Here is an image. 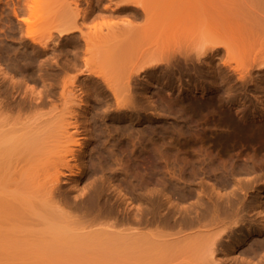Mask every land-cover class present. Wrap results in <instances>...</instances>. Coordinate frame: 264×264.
Returning <instances> with one entry per match:
<instances>
[{"label": "bare ground", "instance_id": "obj_1", "mask_svg": "<svg viewBox=\"0 0 264 264\" xmlns=\"http://www.w3.org/2000/svg\"><path fill=\"white\" fill-rule=\"evenodd\" d=\"M1 2L7 11L5 35L19 34L12 43L32 49L31 53L15 54V60H24L17 71L22 80L8 72L9 65L0 64V240L17 237L20 243L23 240L22 246L26 245L20 252L9 254L13 263L226 264L224 259L231 249L229 259L232 257L230 261L235 264H264V237L257 238L264 230L257 233V225L249 220L254 212L251 216L257 217L260 229H264V177L253 178L250 170L235 172L233 166L213 175L219 169L208 159L197 167H189L179 157L170 161L172 156L168 158L165 153L168 147H157L155 136L165 139L167 129L169 134H175V129L186 134L182 121L177 124L181 117L171 130L162 108L156 126L143 123L153 121L154 116L141 114L136 88L143 74L147 78L164 71L157 77L166 80L175 68L193 70L202 77L204 60L217 59L222 62L219 72L207 63L214 81L221 78L229 87L228 95L237 85L246 88L253 69L264 70V0ZM12 14L17 19L16 30L8 26ZM99 18L106 20L89 26ZM63 41L84 43L86 54L97 56L95 59L104 65L101 62L103 66L95 67L96 60L89 57L83 61L84 69L72 74L76 69L71 63L39 61L53 42ZM231 60L241 61L232 65ZM32 68H52L55 77L52 82L42 75L30 77ZM234 79L237 85L231 86ZM40 80L44 89L39 90ZM198 87L194 84L193 91H199ZM146 95L154 104L148 92ZM159 99L163 100L161 96ZM100 117L110 119L100 122L106 130L96 121ZM105 132L111 136L120 132L129 143L151 140L153 135L155 139L148 144L155 145L151 144L150 151L159 148V155L160 148L165 150L158 157L165 160L168 177L160 173L162 177L152 178L157 173L151 170L149 179L153 187L161 185L155 191L163 186L165 199L159 192L161 200L156 202V192L147 187V200L144 197L136 205L116 180V184L110 178L98 182L95 157L104 155L101 150L108 152L106 140L111 144L106 134L102 141ZM161 141L163 144L165 140ZM147 142L144 147L149 149ZM137 145L138 141L132 147ZM113 149L115 152L116 147ZM235 173L238 178L232 177ZM209 174V181L208 176L201 177ZM229 177L234 185H230ZM143 184L146 187L147 182ZM229 185L238 189L224 193ZM250 190L256 191L252 203L242 198L246 199ZM113 197L121 202L117 208L122 207L123 214Z\"/></svg>", "mask_w": 264, "mask_h": 264}, {"label": "rangeland", "instance_id": "obj_2", "mask_svg": "<svg viewBox=\"0 0 264 264\" xmlns=\"http://www.w3.org/2000/svg\"><path fill=\"white\" fill-rule=\"evenodd\" d=\"M6 13H7V11L4 12V4L0 0V64H3V67L9 65L11 67V70H8V72L12 76H15V79L22 80L23 79L22 76L20 74H18L17 71H19V67L22 66L24 60H15V54L20 53V52L24 53L25 51L31 53L32 49H26V48H23L18 43H12L13 39H17L19 37V34L15 35L14 37L9 36V35H5V31H6L7 27L5 26V17L4 16L6 15ZM12 17H13V19L8 23V26H10L12 29L16 30L17 26H16L15 22L17 21V19L13 14H12ZM105 20H106V18H99V19L93 20V21L89 22V26L90 27H94L96 25L99 26ZM86 49H87V47L84 45V43H83V45H78V43H76V42H74V43H70L67 41H63L60 43L59 42L58 43L53 42L50 45V47L47 48L46 50H44V53L41 54V58L39 61H42V62L48 61L50 63V62H53L54 60H60L63 63H65V62L71 63L72 65H75V69H76L75 71H73V73L71 72L72 74H75V73L78 74L79 72H81V70L84 69L83 68V61L85 59L89 60L88 59L89 57L92 58V60H96L95 67L100 68V66L104 65V63L102 61H100L99 59H95V57H97V56H92L91 53L86 54ZM105 50H106V48H105ZM222 54H224V51ZM117 60H119V59H117ZM120 60H123V59H120ZM205 61L206 60H204V62L202 64V69H201L202 75H203L202 77L201 76L197 77V75H195L193 70L189 71V72L188 71H179V70H177V68L174 69L175 71L173 72V74H171L172 76L170 77V79L168 78L166 80H161V78L157 77V76L160 77L164 73V71L162 74H160V72H158V74H153V76H149L147 78L143 74L141 76V78L138 79V82L136 83V84H138L136 86V88H137V90L139 89L138 92L140 93L138 95V100L140 99L139 100L140 107L142 106L141 107L142 109H140L142 112L141 114H143L144 112H147V113H149V115L152 114L154 116L153 121L144 120L143 123H147L150 125L152 124L153 126L155 125V123L157 124L158 123L157 120H158L159 115L162 112V108L163 109L165 108L163 110V112H164V114L166 113V115L169 117L168 118V121L170 122V123L168 122V127H170L169 129L174 130L175 128L173 129V127L174 126L177 127L176 125L182 121L181 122L182 124L181 123H179V124L183 125V127L185 126V129L187 130L186 134H184L183 132H180L181 130L178 131L177 129H175V131H176L175 134L173 131H172L173 133L171 132L169 134L168 131H170V130L167 129L166 135L164 136L165 139H162L163 136H161V135L155 136L156 139L153 137V135L151 136V138L155 139V144L157 143L156 146L162 145V147L164 149H166L167 147L169 148V149L168 148L166 149L167 152H165V150L163 148H160V149H162V151L161 150L160 151L165 152L167 157H168V155H171L172 157L170 158L171 159L170 161H174L175 158L177 159V157H179L181 160L189 163V165H190L189 167H193L194 165L197 167V166H199L198 163L201 164V161H203L204 159H208V160L212 161V163L214 164V166L216 168L219 169V170H216V172L213 173V175L217 174V171L219 173L221 170H223L225 168H228V169L230 168V170H232V166H233V168H234L233 170H235V172L240 171L238 169L245 170V171L250 170L249 172L253 173L252 174L253 178H254V175L256 177L258 175V177L260 176V178H263L264 177V115H263L264 114V70H262L260 68L253 69L251 79L249 80L250 83L248 82L249 84L246 85V88H243V87H240L239 85H237L236 81H235L236 79H234L235 84L233 83L231 86H234V85H237V86H235L234 87L235 90L233 89L231 91V93L228 95L226 93V91L228 90L227 88H229V87L225 86L224 83L221 82L222 81L221 78L214 81V79L212 78V75H211V69L209 67H207V63H210L209 64L210 66L212 65L213 67H215V69H217L218 66L222 65L221 64L222 62L218 59L217 60H208L206 62ZM222 61H225V60H222ZM227 61H229V60H227ZM237 61L239 62L241 60H231V64L237 65L236 64ZM101 62L103 63V65ZM203 72H204V74H203ZM217 72H219L218 69H217ZM40 75H42L44 78L50 79L49 82H52V79L55 77V71H53L52 68H45L43 70H36V69L32 68L29 72L30 77L39 78ZM41 80L38 84L39 90L44 89V87H43L44 85H43ZM160 81L161 82L163 81V82L161 83ZM190 82H191V85L189 84ZM215 82H218V84H220V82L223 83V84H220L221 90L217 89L218 87H216V85H218V84H216ZM169 84H171V85H169ZM194 84H196V85L198 84L199 91L198 90L193 91ZM212 85H214V87ZM222 85H224V86H222ZM200 87H202V89ZM215 90L217 93L215 92ZM219 90H220V92H219ZM235 91H236V93H235ZM239 91L241 93H239ZM242 91H244V92H242ZM146 92L149 93V95L152 98L151 100H153L154 104L151 105L148 102V99H147L148 95H146ZM232 92H233V94H232ZM242 93H244L245 95ZM159 95L162 97V99L165 96L164 103H162L164 99L163 100L159 99L160 98ZM229 98H231V100ZM238 98H239V100H238ZM248 99H250V102H248L249 101ZM232 102H234V103H232ZM246 102H248V103H246ZM163 104H165L166 106L162 107ZM249 105H251V106H249ZM241 106H243L242 108H244L245 106L247 108H250V107L251 108L250 109L246 108L247 109L246 110L245 108L242 109ZM260 107H262V109ZM149 109H150V111H149ZM240 109H241V111H240ZM165 110H167V111L165 112ZM244 110L248 111L247 112L248 114H246V111L244 113ZM251 110H252V112H251ZM242 112L244 114H242ZM158 113H160V114H158ZM178 118H180L181 120ZM107 120L110 121L109 118H105V119H103L101 117L96 118V121L98 122L99 125H101V128L103 127L102 123L108 122ZM177 120H180V121H177ZM176 121H177V124L175 123ZM100 122H102V123H100ZM120 123H122V122H120ZM171 124H173V126ZM105 126L106 125H104V127ZM171 126H172V128H171ZM102 129H104V128H102ZM104 130H106V128ZM117 133L115 132L113 134V132H112V136H111V133H110V135H108L107 132L102 134L101 139L104 138L103 135L106 134L105 136H107L108 140L111 141V144H110V142H108L106 140V146L109 145V148L110 147L111 148L110 149L107 148L108 150H106V151H108V152H105L104 151L105 149L101 150V151H103V154L105 156L104 155L101 156L98 153L95 157V163L99 166L97 169V175L98 176H96V179L98 180L99 183L101 181H104V179L107 180L109 178L112 182L114 180H116L118 182V184L120 183L119 185L122 186L121 189H123V191L126 192L128 196L133 197L135 199L136 205H139L141 203V199H144V197H145L144 192H147V190H148V192L150 193V189H152V191L157 190L156 188H157L158 184H157V186H156V184H154V186H156V187H153V185H152L153 182H151V177L149 179V176H153V173H155V174L157 173V175H154L152 178H155L156 176L159 178L160 173L161 174L163 173L164 175L166 174L165 176L168 177V175H167L168 168L166 166V163H164L165 160L160 159V157H158L161 154V152L159 155L156 154V152L159 149L157 147H159V146H157V147L155 146L157 148V151H152L153 149L150 151L151 146L155 145L154 143H151L153 145L148 144L151 142V140H153V139H151V140L149 139L150 135L148 138L149 140H147L149 142H147V141L143 142L142 139H141V141H140V139H136L135 143H131V142L129 143L128 139L126 140V137H124V139H123L122 136L120 135L121 134L120 132H119V135H118L119 137H118L116 135ZM171 134L174 136H172ZM113 135H114V137L117 136V138H114ZM136 135H138V134L136 133ZM105 139H107V138L105 137L104 141H105ZM118 139L120 142L118 141ZM161 140H165L163 142L165 144L168 142L167 144H169V145H167L165 147V144L163 143L164 144V146H163V144L161 143L162 142ZM102 141H103V139H102ZM115 141H118L119 143L117 144V143H115ZM137 141H138V145L140 144L139 146L137 145L139 148H137V146L132 147V144L133 145L136 144ZM146 142H147V145L149 146V149H147V147H144V145H146L145 144ZM111 145L116 147L115 152L113 149L114 147ZM119 145L122 146V148H121L122 150L119 149L120 148ZM143 148H146V149H144V151H145L144 153H143ZM111 149L113 151H111ZM141 149H142V153H141ZM110 152H111V154H112V152H114L116 157L114 158L113 157L114 153L112 154L113 155L112 156L110 154ZM118 153H120V154H118ZM108 154H110V155H108ZM106 156L108 159H106ZM156 157L159 159H157ZM104 161H105V163H104ZM100 163H101V165H100ZM242 164L244 165V167H242ZM240 167H242V168H240ZM123 168H125V169H123ZM220 168H222V169H220ZM254 169L256 172L254 171ZM124 170H125V172H124ZM151 170H153V173L150 172ZM154 170H155V172H154ZM252 171H254L255 173ZM133 174L135 175L136 178H134ZM102 176H103V179H102ZM207 176H208L207 180L209 181L210 177H211L210 174L209 175H201V177H205V179L207 178ZM234 176H232V177L238 178L237 173H235ZM99 177H101L102 180ZM160 177H162V176H160ZM230 177H229V179H230ZM138 179H140V180H138ZM143 179H144V182H143ZM148 180H150V181H148ZM207 180L205 182L206 183L205 189H206V193H209V189L207 187ZM232 180L234 181V179H232V178L229 181L230 185H234ZM116 181H114L115 184H116ZM142 182L145 184L147 182L146 187L142 186V185H144ZM149 184L151 187H149ZM130 185H132V186H130ZM230 185L226 190L223 191L224 193L229 192L232 189H238L237 188L238 186L231 187ZM160 186L161 185L158 186V189L160 188ZM147 187L150 189H148ZM131 188L133 190H135V189L136 190L132 192ZM162 189H163V186H162ZM162 189H160V191L159 190L155 191L156 192L155 194L157 195V197H155L156 202L158 201L157 198L159 200H161L160 199L161 197H162V199H165L164 195H162V193H163ZM251 191H252V193H250ZM148 192L145 195L148 196V194H149ZM159 192H161V193L159 194ZM244 193L245 192H242V196L244 195ZM158 194H159V196H161L160 198H159ZM242 198L244 200H247V202L252 203L251 201L254 202L256 200V191L250 190L248 192L246 199L244 197H242ZM145 199L147 200V197H145ZM192 201H190V202H192ZM113 202H115V205H117L116 208L117 207L120 208V206H121L120 201H116L113 197ZM119 203H120V205H119ZM143 207H145V204H143ZM119 208H117V209H119ZM121 210H122V207H121ZM121 210H120V212H121V214H123V212ZM252 213L253 214H251V215L255 216L254 212H252ZM251 215H249L251 218L249 220H252L251 223L253 224V226L257 225V226H255L254 229L257 231L259 230L258 232L257 231L256 232L259 233L261 230H264V229H262L263 227L260 229V227L262 225H259L260 222L258 221V218L254 217V219H253V217ZM255 219H257V220H255ZM255 221H256V223H255ZM260 233L261 234L259 236H257L258 239L264 237V235H262L263 233L262 232H260ZM15 238H17V237H15ZM14 239L12 240V238H10V239H8V241H6V240L1 241L0 240V264H8V261L11 260V257H9V254H12V252L14 254V252L16 253L17 251L20 252L21 250H23V248H26L25 247L26 245L22 246V245H24L22 239H20L21 243L19 242L18 239H15V240ZM228 252H229V256H230L231 255V253H230L231 249ZM229 256L225 257V258H228L227 260L224 259L225 263L226 264H235L233 259L231 260L233 262L230 261V259L232 257H230V259H229ZM16 263H18V261ZM11 264H15V262L13 263V261H12Z\"/></svg>", "mask_w": 264, "mask_h": 264}]
</instances>
